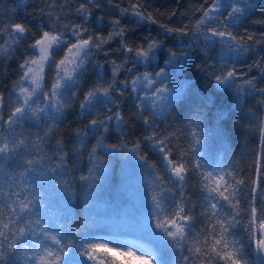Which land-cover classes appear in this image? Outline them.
Masks as SVG:
<instances>
[{
  "label": "snow or ice",
  "instance_id": "obj_1",
  "mask_svg": "<svg viewBox=\"0 0 264 264\" xmlns=\"http://www.w3.org/2000/svg\"><path fill=\"white\" fill-rule=\"evenodd\" d=\"M101 2L103 0H96V6ZM107 4L111 6L112 0H107ZM254 7L255 0H228L227 4L224 0H205L195 29L200 34L198 38H203L206 47L219 45L222 50L239 57L248 51L253 37L245 34L246 38H238L234 30ZM142 8L143 4L131 9L117 6V13L130 17L138 25L155 23L151 14L145 15ZM78 12L87 24L91 14L83 5ZM96 26L103 29L102 17L97 18ZM37 27L39 38L27 44V55L18 65L19 78L9 89V95H15L16 100L7 119L4 118L5 96L0 92V264H89L95 261L94 253L98 250L112 251L109 244L124 248L132 244L133 241L120 239L122 234L95 231L93 221L85 215L95 200L97 182L110 172L111 162L130 155L139 162L142 174L155 177L161 185L160 194L151 196L145 208L148 221L145 232L151 247L139 246L145 253L137 257L141 264H153V260L155 264H213L214 261L215 264H249L248 249L257 255L258 264H264V255H261L264 253V174L237 180L231 172L220 169L200 171L203 166L198 160L190 161L189 167L177 166L170 158L172 149L165 144L166 138L157 139L156 132L152 131L141 141L160 161L161 171L173 186L167 188L163 177L157 175L156 165L150 164L147 155L141 153V141L129 148L128 142L120 139L128 134L129 125L119 98L130 89L127 100L136 110L135 120L142 121L146 132L153 129L158 114L157 101L162 105L169 92L165 84L166 70L145 72L131 81L118 83L116 78L123 63L109 62L112 72L108 79L105 66L94 58L95 54L102 52L107 57L105 45L118 39L125 62L150 65L163 42L149 40L144 47L130 44L119 19L111 22V31L106 36L97 33L88 34L87 38V28L80 25L65 26L63 30L56 25L49 26L48 30H44L43 25ZM174 31L166 28L164 35L174 34ZM30 35L32 33L21 23L0 27V37H8L0 43V59H6ZM186 35L181 31V36ZM61 50L64 55L57 60L56 54ZM168 54L176 57L185 53L169 50ZM46 69L50 87L45 85ZM90 71L95 81L80 99L81 85ZM236 76L237 71L232 69L223 76H216L215 80L234 83ZM161 77L164 79L160 80ZM245 83L254 87L252 80ZM69 100L78 101L81 117L92 118L87 119L86 130L73 132L74 146L66 150L64 142L56 136L69 108ZM146 111L151 114V120L143 118ZM99 113H103V118ZM25 124L37 131L18 133L16 129ZM113 135L119 142L107 143ZM89 140L95 141L90 150ZM85 152L90 167L86 168L87 174L75 178L80 186L78 196L72 191V182L61 183V178L84 169ZM98 154L108 159L102 161ZM9 169L20 171L9 172ZM190 169L200 171L202 178L198 205H193L191 198L184 195ZM260 172L264 173V168ZM50 182L61 190L58 206L51 204ZM175 193L187 200V207L176 204ZM76 200L83 205L82 220L74 212ZM196 206L203 212H195ZM149 207L151 212L147 211ZM241 214L247 217L243 225ZM73 224L79 227L73 228ZM201 236L204 237L203 248ZM120 254L136 256L130 249Z\"/></svg>",
  "mask_w": 264,
  "mask_h": 264
},
{
  "label": "trees",
  "instance_id": "obj_2",
  "mask_svg": "<svg viewBox=\"0 0 264 264\" xmlns=\"http://www.w3.org/2000/svg\"><path fill=\"white\" fill-rule=\"evenodd\" d=\"M227 2L228 0H224L225 4ZM204 3L205 0H112V5L109 6L107 0H103L97 7L96 0H23V3L21 0H0V27L10 23H21L32 33L28 40L14 48L6 59H0V92L4 93L7 104L4 108V118L7 119L16 100L15 95H9V89L19 78L18 65L27 55V44L39 38L38 25H43L44 30H48L51 25H56L61 30L65 26L80 25L87 28L85 33L87 38L88 34L97 33L106 36L111 31V22L119 19L120 27L125 29L130 44L144 47L149 40L163 44L157 50L156 59L150 65H144L133 64L130 60L125 62L126 57L119 51L120 41L117 39L109 42L104 48L108 56L105 57L101 52L94 57L105 66L107 78L111 79L110 61H115L117 65L123 63L116 78L118 83L131 81L142 73H151L164 68L167 76L165 84L169 92L175 96L164 111H157L154 128L146 132L142 121L135 120L133 115L135 108L128 103L127 97L131 90L125 92L124 96L119 98V103L129 126L128 134L121 136L120 139L127 141L128 147L131 148L134 143L141 141L144 135H151L152 131H155L157 139L166 138L165 144L172 149L170 158L177 166L183 164L189 167L190 161L198 160L203 166L200 171L220 169L231 172L237 180L264 174L260 172L264 168V91H260L264 89V39H262L264 0H255V7L241 20L238 29L234 30L238 38L240 36L246 38L245 34L253 37L249 42L248 51L243 52L239 57L232 54L225 55L219 45L206 47L203 38H198L200 34L195 29L197 21L202 17ZM137 4H143L142 11L145 15L151 14L155 23L146 22L138 25L133 23L130 17L117 13V6L131 9ZM81 5L91 14L87 24L83 23L78 12ZM98 17L104 20L103 29L96 26ZM166 28L175 30L174 34L165 36ZM181 31L186 32L187 35L181 36ZM7 38V36L0 37V43ZM169 50L185 54L171 57L168 54ZM63 55L64 50H61L56 54V59L59 60ZM166 61L170 62L166 63ZM232 69L237 71V76L233 78L234 83L231 80L223 83L215 80L216 76H223ZM48 74L46 69V87H50L47 81ZM163 79L164 77L161 80ZM246 80H252L254 87L246 84ZM94 81L95 75L90 71L86 82L81 85L80 99ZM156 86L163 87V85ZM67 103L69 108L56 136L64 142L66 150L74 146L73 132L78 129L86 130L87 119L92 118L80 116L78 101L69 100ZM99 115L103 118V113ZM143 118L151 120L152 117L146 111L143 113ZM16 131L27 134L35 133L37 129L25 124ZM94 142V140L88 141L89 150ZM106 142L119 141L113 135ZM140 147L141 153L147 155L149 163L156 165L157 175L164 179V187L172 188L161 171L157 156L153 155L152 150L142 141ZM182 153L187 155L182 157ZM98 155L102 161L108 159L102 154ZM82 159L84 169L72 173L69 177L61 178V183L65 180L72 182L74 185L72 191L78 196L80 186L75 178L87 174L86 168L90 167L86 152ZM71 163L69 160V164ZM200 171L190 169L186 176L187 190L184 195L191 198L193 205H198V189L202 180ZM97 188L95 200L85 215L91 218L93 229L99 232H114L113 223L122 219L130 222L134 227L141 226L147 219L145 213L147 201L150 202L151 196H158L161 192L160 183L155 177L142 174L139 162L131 155L113 160L110 172L97 182ZM48 192L51 204L58 206L61 190L54 182H50ZM175 201L177 205L188 206L187 200L181 199L179 193H175ZM99 202L104 204L103 209H96V204ZM82 208L83 205L79 200L74 201V212L80 220L83 219L80 215ZM194 210L197 213L203 212L199 206ZM147 211L151 212V208L149 207ZM167 218L172 217L167 216ZM246 221L247 217L241 214V225ZM72 226L78 228L79 224ZM239 231L242 235V229ZM199 239L203 248L204 237L201 236ZM209 243H211L210 238ZM246 251L249 264H258L257 255L251 249Z\"/></svg>",
  "mask_w": 264,
  "mask_h": 264
},
{
  "label": "rangeland",
  "instance_id": "obj_3",
  "mask_svg": "<svg viewBox=\"0 0 264 264\" xmlns=\"http://www.w3.org/2000/svg\"><path fill=\"white\" fill-rule=\"evenodd\" d=\"M221 48V47H220ZM225 55L229 56L230 54L235 55L233 53H228L226 50H223ZM46 71V70H45ZM163 77L159 78L160 80ZM167 98L162 101V105L160 101H157V111L161 112L164 111L170 103L175 98L174 94L172 92H168L166 94ZM162 107V109H161ZM96 209H103L104 204L99 202L96 204ZM141 226L134 227L130 224V222L121 220L119 222L113 223V230L114 233L122 234L120 239L133 241L132 244H130L127 248L124 247H118L115 244H109V248L113 249L112 251H106L103 248L98 250L96 253H94L95 261L89 262V264H141V261L137 259V257L145 255V253L141 252L139 250V246H143L145 248L151 247V242L147 239L145 229L147 227V219L143 222ZM107 241H101V243H106ZM131 250V252L136 253V256H130V255H121V252L127 253ZM149 259H152V257H149ZM153 264H155L153 260Z\"/></svg>",
  "mask_w": 264,
  "mask_h": 264
},
{
  "label": "water",
  "instance_id": "obj_4",
  "mask_svg": "<svg viewBox=\"0 0 264 264\" xmlns=\"http://www.w3.org/2000/svg\"><path fill=\"white\" fill-rule=\"evenodd\" d=\"M261 255H264V253H261Z\"/></svg>",
  "mask_w": 264,
  "mask_h": 264
}]
</instances>
